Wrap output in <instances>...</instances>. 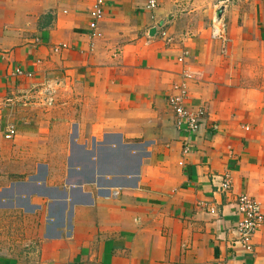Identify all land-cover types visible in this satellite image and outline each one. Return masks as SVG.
<instances>
[{"label":"crops","instance_id":"0c3cea01","mask_svg":"<svg viewBox=\"0 0 264 264\" xmlns=\"http://www.w3.org/2000/svg\"><path fill=\"white\" fill-rule=\"evenodd\" d=\"M96 1L0 0V264H264L233 231L240 195L264 217V0H103L93 38Z\"/></svg>","mask_w":264,"mask_h":264},{"label":"built area","instance_id":"2783aa9c","mask_svg":"<svg viewBox=\"0 0 264 264\" xmlns=\"http://www.w3.org/2000/svg\"><path fill=\"white\" fill-rule=\"evenodd\" d=\"M230 0H222L221 4L223 9L228 6ZM147 8L149 10H154L156 8L155 0H149L147 3ZM105 3L103 0H97L89 11V31L91 37L97 36L98 24L104 17ZM226 35V25L217 17L211 22L210 26V39L211 40H224ZM160 36L164 38L166 36L163 30L160 31ZM168 39V38H167ZM66 48V46L57 47L54 51L58 52L60 49ZM178 62H182V58L178 59ZM13 77H26L31 78L32 75L26 72H23L20 69H16L13 74ZM192 75L189 73H184L182 75V82L180 85L175 87L177 91L176 95L170 96L168 98L169 105L172 108L175 116L178 120V125L181 127L184 125V129L190 135H195L202 128V116L203 111L198 109L196 111L188 110L184 107L183 101L186 97V88L185 83L187 80H190ZM13 99H7L6 105L13 106ZM16 135V129L14 125H7L2 131V137L5 140H12ZM218 192L226 193L231 190V181L228 174H225L221 177L219 186L217 187ZM236 215L237 220L235 228L233 229L234 233L237 236L236 244L239 249L245 252H251L253 250V239L257 232L260 230L264 222V217L261 212V207L258 202L253 198L247 195H240L237 198L236 203ZM212 213L213 210H210Z\"/></svg>","mask_w":264,"mask_h":264},{"label":"water","instance_id":"95a60500","mask_svg":"<svg viewBox=\"0 0 264 264\" xmlns=\"http://www.w3.org/2000/svg\"><path fill=\"white\" fill-rule=\"evenodd\" d=\"M221 14H222V10H219V11L216 13V17H217L218 19H220ZM153 34H154V30H153L152 32H150V35H153Z\"/></svg>","mask_w":264,"mask_h":264},{"label":"rangeland","instance_id":"374dc122","mask_svg":"<svg viewBox=\"0 0 264 264\" xmlns=\"http://www.w3.org/2000/svg\"><path fill=\"white\" fill-rule=\"evenodd\" d=\"M233 1H234V0H230V3H229V4H231ZM235 1H236V0H235ZM221 2H222V0H218V1H217V4H218V3L221 4ZM229 4H228V5H229ZM211 22H212V21H211ZM211 22H210V26H211ZM0 226H1V225H0ZM0 231H2V230H0Z\"/></svg>","mask_w":264,"mask_h":264}]
</instances>
